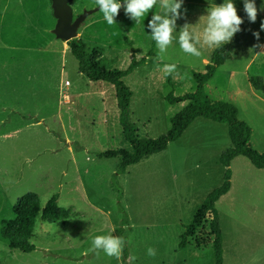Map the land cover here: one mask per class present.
<instances>
[{
  "label": "rangeland",
  "instance_id": "1",
  "mask_svg": "<svg viewBox=\"0 0 264 264\" xmlns=\"http://www.w3.org/2000/svg\"><path fill=\"white\" fill-rule=\"evenodd\" d=\"M119 2L122 7L109 25L95 0H73V16L97 8L78 28L77 39L110 68L124 69L132 57H147L123 80L132 90L129 121L136 136L155 138L166 133L170 118L186 104H171L165 96L193 91V73L204 71L214 49L201 41L199 57L184 53L180 31L187 24L202 36L208 12L227 0H182L172 43L162 54L147 27L153 14H162L160 0L139 22L125 13L124 0ZM232 3L243 21L225 43L232 58L216 69L204 91L236 106L252 129L251 146L264 152V93L248 80L264 79V46H257L264 40V0H254V23L244 0ZM55 22L50 0H0V226L14 216L12 206L26 192L36 193L41 207L58 194V204L70 214L48 221L38 213L30 252L10 247L0 234V264H122V256L90 251L97 235L123 239V248L136 257L132 264H214L208 222L186 237L187 246L178 244L204 197L223 181L219 156L231 146L226 124L197 117L165 150L119 172L120 156H98L130 148L115 89L78 71L67 42L52 33ZM150 49L153 55H147ZM166 64L176 65L167 76ZM65 97L69 108L61 105ZM230 169L235 202L220 205L224 264H264V173L244 156H237ZM252 183L254 193L246 192ZM148 248L156 255L149 256Z\"/></svg>",
  "mask_w": 264,
  "mask_h": 264
},
{
  "label": "trees",
  "instance_id": "2",
  "mask_svg": "<svg viewBox=\"0 0 264 264\" xmlns=\"http://www.w3.org/2000/svg\"><path fill=\"white\" fill-rule=\"evenodd\" d=\"M67 44L71 54L77 60L79 72L91 81L110 83L115 89L117 107L119 108V122L122 125L123 137L129 143L130 148L107 149L101 151L98 156L106 158L120 156L119 172H123L129 165L139 162L143 159V156L165 150L167 145L177 140L197 117H204L226 124L231 146L219 156V162L225 168L223 181L205 196L190 222L185 226L178 244L179 247L183 248L186 245V237L193 236L205 222H208L212 237L214 264H222V234L215 202L230 187V162L234 157L241 155L246 157L256 168H264V152H259L251 146L252 129L246 121L239 118L236 106L228 101L213 100L204 91V84L214 76L216 69L231 57L226 45L223 44L212 50L209 62L205 64L203 72L193 73L196 82L193 91L180 96H173L172 94L165 96V99L171 104L186 102L170 118V127L166 133L155 138H139L135 134L133 124L129 121V104L132 90L125 84L123 78L137 66L144 64L147 57L140 59L132 57L130 63L124 69L110 68L104 60L95 59L81 39H70ZM147 55H153L152 49L147 52ZM248 80L254 90L264 93V79L261 76H251ZM12 211L14 214L12 218L1 220L0 234L8 240L10 247L20 249L23 252L34 250V245L30 242V236L38 213H40L42 219L48 221L67 217V211L57 203V194L52 195L41 207L38 195L34 192H26L16 199ZM127 256L128 251L125 246L122 252L124 264H127Z\"/></svg>",
  "mask_w": 264,
  "mask_h": 264
},
{
  "label": "clouds",
  "instance_id": "3",
  "mask_svg": "<svg viewBox=\"0 0 264 264\" xmlns=\"http://www.w3.org/2000/svg\"><path fill=\"white\" fill-rule=\"evenodd\" d=\"M157 3V0H124V11L131 19L139 22L145 14L149 12ZM95 4L99 6V11L103 13L104 20L109 25L115 23L114 17L118 15L122 7L119 0H95ZM162 14H153L148 21L147 27L151 32L152 39L156 42L159 53L166 52L171 45L172 33L176 27V20L181 16L179 11L182 7V0H160ZM244 11L250 22H255L257 17V7L254 0H244ZM243 23L242 18L237 15L236 8L232 0H227L218 6L211 8L207 14L206 26L204 27L202 36L194 34L188 30L187 24L184 25L179 35V45L181 50L186 54L196 57L201 52L196 47L197 44L207 45L209 48H217L231 40L235 33L240 30ZM261 29H264V23H261ZM253 35L259 40V33ZM262 47V45H257ZM176 70L175 64H166L164 66L165 75H170ZM30 163V161H29ZM123 239L112 235H97L92 240L90 251H103L109 257H115L118 260L122 256ZM147 254L155 256L156 250L148 248ZM136 259L135 256L129 255L127 264H132Z\"/></svg>",
  "mask_w": 264,
  "mask_h": 264
},
{
  "label": "water",
  "instance_id": "4",
  "mask_svg": "<svg viewBox=\"0 0 264 264\" xmlns=\"http://www.w3.org/2000/svg\"><path fill=\"white\" fill-rule=\"evenodd\" d=\"M73 0H50L53 15L56 19L52 33L57 39L69 41L78 38V28L82 22L96 9L82 10L77 16H73L70 3Z\"/></svg>",
  "mask_w": 264,
  "mask_h": 264
},
{
  "label": "crops",
  "instance_id": "5",
  "mask_svg": "<svg viewBox=\"0 0 264 264\" xmlns=\"http://www.w3.org/2000/svg\"><path fill=\"white\" fill-rule=\"evenodd\" d=\"M261 45L262 46H264V40L262 41V43H261ZM227 47V46H226ZM230 54H231V52H230ZM232 58V54H231V57H230V59ZM254 59V53H253V55H252V57H251V59L245 64V66H244V68H247L248 67V65L250 64V62L252 61ZM228 60V59H227ZM206 62V61H205ZM208 63V62H207ZM222 65V64H221ZM232 72V71H231ZM65 96H67V95H65ZM68 101H69V97L67 98V97H65L64 98V100L62 101V103H61V105H64V108H69V106H68ZM239 156H241V155H239ZM237 157V156H236ZM236 157H234L232 160H231V162H230V167H231V163H232V161L236 158ZM224 167V166H223ZM261 170L263 171L262 173H264V168H261ZM247 191H249L250 193H254L253 191H254V183H252L251 185H250V188L248 189V190H246V192ZM210 192V191H209ZM208 192V193H209ZM245 192V193H246ZM234 176H233V173L231 172V177H230V187H229V189H228V191L225 193V194H223V195H221L219 198H218V200L215 202V207H216V209H217V212H218V223H219V227H220V230H221V234H222V264H224V262H225V242H224V237H223V231H222V227H221V211H220V205H224V206H229V205H233L234 204V202H235V197H234ZM205 198V197H204ZM245 199H244V201H247L248 199L246 198V197H244ZM57 200H58V194H57ZM243 202V201H242ZM58 203V202H57ZM59 205V204H58ZM60 206V205H59ZM62 207V206H61ZM222 207V206H221ZM64 208V207H63ZM65 209V208H64ZM66 211H67V217L66 218H64V219H68L69 217H70V214H69V211L67 210V209H65ZM37 220V219H36ZM58 220H63V219H58ZM35 224H36V222H35ZM34 227H35V225H34ZM33 231H34V229H33ZM33 233V232H32ZM188 245V242H186V245L185 246H187ZM184 246V247H185ZM183 247V248H184ZM128 256H129V254H128ZM128 256H127V258H128ZM229 256H231V254L229 253ZM127 258H126V261H127ZM122 264H124L123 262H122Z\"/></svg>",
  "mask_w": 264,
  "mask_h": 264
}]
</instances>
